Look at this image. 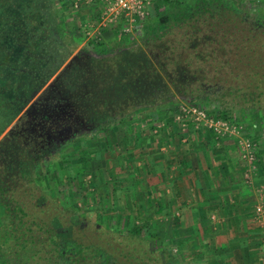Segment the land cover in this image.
<instances>
[{"label": "trees", "instance_id": "1", "mask_svg": "<svg viewBox=\"0 0 264 264\" xmlns=\"http://www.w3.org/2000/svg\"><path fill=\"white\" fill-rule=\"evenodd\" d=\"M59 2L0 0V264H165L169 249L149 247L147 220L126 228L92 210L71 220L68 157L109 129H131L128 111L174 93L213 120L251 112L263 122L264 20L244 15L238 0H163L156 20L143 26L145 52L127 50L123 38L126 51L87 61L74 54L66 64L82 39L62 20L67 5ZM94 45L91 38L84 47ZM146 131L137 123L134 137ZM57 140L77 145L50 153L46 159L66 175L55 185L47 177L44 186L43 167L22 158Z\"/></svg>", "mask_w": 264, "mask_h": 264}, {"label": "rangeland", "instance_id": "2", "mask_svg": "<svg viewBox=\"0 0 264 264\" xmlns=\"http://www.w3.org/2000/svg\"><path fill=\"white\" fill-rule=\"evenodd\" d=\"M54 2L58 4L59 0ZM112 2L60 0V4L67 5L62 20L71 33L82 39L66 64L74 54L82 53L87 61L115 48L126 51V44L120 42L123 38L129 43L127 50L131 45L145 52L143 26L156 20L165 7L163 0H144L143 8L129 13L110 9ZM238 4L244 15L255 14L264 20V0H238ZM91 38L97 45L85 49V42ZM72 71L75 73L76 68ZM158 85L164 87L163 83ZM146 95L141 100L149 97ZM170 98L155 107L146 102L128 111L133 121L131 129L125 124L109 129L105 137L81 144L84 151L79 150L80 143L75 147L50 141L40 145L27 160L23 156L22 165L36 162L46 172L44 186L47 177L55 185L67 168L60 171L58 163L52 165L46 158L53 150L69 152L75 147L68 157L71 167L67 170L73 186V192L67 193L71 220L78 221L80 214L90 210L106 218L112 216L114 225L126 228L132 223L141 226L147 220L153 233L149 247L169 249L165 264H218L213 260L215 254L224 260L230 252L232 264L243 261L247 244L238 225L248 217L246 213L239 220L237 217L239 209H247L251 222L260 229V238L257 235L253 241L256 244L248 246L247 258L254 260L261 250L259 239L264 244V121H253L251 112L244 116L245 121L213 120L203 108L188 104V98L177 93ZM137 123L147 134L140 132L134 137ZM89 158L92 160H88L86 172L83 162ZM74 173L80 174L74 178ZM126 185H132L134 192ZM203 188L207 189L204 199L207 195L209 199L199 202L197 193L202 195ZM230 192L236 195L234 199H227ZM229 209L231 212L226 213Z\"/></svg>", "mask_w": 264, "mask_h": 264}, {"label": "crops", "instance_id": "3", "mask_svg": "<svg viewBox=\"0 0 264 264\" xmlns=\"http://www.w3.org/2000/svg\"><path fill=\"white\" fill-rule=\"evenodd\" d=\"M204 189L205 188L201 189V191L203 192L202 195H199L198 194L199 192L197 193L199 202L206 201L207 199H209L208 198V195H207V198H205L206 200L204 199V195H206L205 193L207 191V189L206 190H204ZM227 196H228L227 199H234V197H236V195H234L231 192L228 193ZM198 199L195 197V200L197 202H198ZM205 210L207 211V208H205ZM230 212H231V209H229L228 211L226 210V213H230ZM247 212H249L247 209H242V210L239 209V212L238 213H239V215L240 214L241 215L240 216L238 215V217H237L238 220H239L240 217H245V213H246V216L248 217V220H246V221L245 220H242V223L241 224L238 223L239 224L238 226L240 228V232H242V235L241 236L246 241L245 243L247 244L246 245L247 247H245V249H244L245 250L244 251V254L246 255L245 259L243 261H239V263L237 262V264H245V263L246 264H264V244L261 243L262 241L260 242V239H259V244L257 245L258 247L260 246V249H261L260 251H257L258 254H256V255H258V256H256V258H254V260L251 259L250 261L247 258L249 244H256V242L253 243V241L256 240L257 235H259V238H260L259 225L256 224L255 222L254 223L251 222V220L249 218V214ZM250 213L252 214V211H250ZM248 221H249V223H248ZM222 245L224 246V245H227V244H226V242H223ZM236 254L238 255V250H236ZM233 258H234L233 257V253L230 252L229 254H227L226 257H224V260H228V262H231V264H232V259ZM252 261H254V263H252Z\"/></svg>", "mask_w": 264, "mask_h": 264}, {"label": "built area", "instance_id": "4", "mask_svg": "<svg viewBox=\"0 0 264 264\" xmlns=\"http://www.w3.org/2000/svg\"><path fill=\"white\" fill-rule=\"evenodd\" d=\"M110 9H120L126 12H135L143 8L144 0H112ZM257 211L261 210V207H256Z\"/></svg>", "mask_w": 264, "mask_h": 264}]
</instances>
